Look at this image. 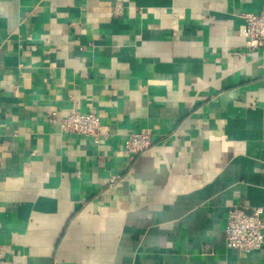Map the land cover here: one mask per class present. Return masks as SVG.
I'll return each instance as SVG.
<instances>
[{
    "label": "crops",
    "instance_id": "0c3cea01",
    "mask_svg": "<svg viewBox=\"0 0 264 264\" xmlns=\"http://www.w3.org/2000/svg\"><path fill=\"white\" fill-rule=\"evenodd\" d=\"M263 6L0 0V264H264L225 244L230 208L264 206V48L242 17ZM74 109L108 135L49 121Z\"/></svg>",
    "mask_w": 264,
    "mask_h": 264
},
{
    "label": "built area",
    "instance_id": "2783aa9c",
    "mask_svg": "<svg viewBox=\"0 0 264 264\" xmlns=\"http://www.w3.org/2000/svg\"><path fill=\"white\" fill-rule=\"evenodd\" d=\"M242 17L248 48L251 50L264 48V6L259 13L244 12ZM49 121L57 123L64 132L91 136L97 143L101 136H106L109 132L94 110L81 112L74 109L61 119H58L57 115L51 112ZM153 143L152 130L142 128L129 134L125 143V151L133 157L139 156L147 152ZM263 213L264 206H255L251 212L238 206L230 208L225 228L226 246L242 253H250L260 249L264 244Z\"/></svg>",
    "mask_w": 264,
    "mask_h": 264
}]
</instances>
